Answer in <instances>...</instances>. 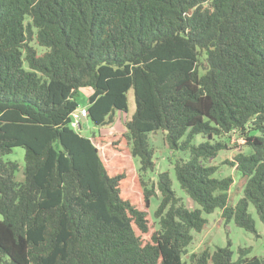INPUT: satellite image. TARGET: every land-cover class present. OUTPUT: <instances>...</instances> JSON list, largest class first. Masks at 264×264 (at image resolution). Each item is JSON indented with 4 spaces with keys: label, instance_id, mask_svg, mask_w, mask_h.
<instances>
[{
    "label": "trees",
    "instance_id": "trees-1",
    "mask_svg": "<svg viewBox=\"0 0 264 264\" xmlns=\"http://www.w3.org/2000/svg\"><path fill=\"white\" fill-rule=\"evenodd\" d=\"M86 88L98 127L128 112L133 89L114 147L139 160L145 206L158 196L144 177L162 131L169 149L189 152L173 169L197 208L159 172V229L143 237L149 214L123 194L135 180L105 164L102 136L72 126ZM233 133L250 148L229 162L244 179L236 204L233 178L206 164ZM15 147L23 167L2 158ZM250 206L264 223V0H0V264H264L247 248L183 259L203 213L255 232Z\"/></svg>",
    "mask_w": 264,
    "mask_h": 264
},
{
    "label": "rangeland",
    "instance_id": "rangeland-1",
    "mask_svg": "<svg viewBox=\"0 0 264 264\" xmlns=\"http://www.w3.org/2000/svg\"><path fill=\"white\" fill-rule=\"evenodd\" d=\"M41 50V49H40ZM90 91L88 88L83 89L77 95V101L79 104L78 112L83 107L88 105V95ZM128 112H117L114 116L113 122L108 125L98 127L92 123L90 119L82 121V125L74 127L79 130L84 136H102L103 141H96L99 148V153L105 164L109 168H117L120 164L123 166L126 173L131 179L136 182H131L128 187L123 190L124 196L131 197L135 202H138V206L148 212L149 220V232L143 234L145 239L155 230L159 229V220L154 218V212L157 209L160 202V192L157 187V174L162 171L169 170L172 180V188L176 192L177 196L182 198L183 202L189 209H195L198 207L197 203L189 197V195L181 188L174 173V163L179 157L187 159L189 152L172 151L168 148L165 141V134L162 131H158L150 139L151 145L155 149L156 168L153 172L145 173V180L150 187H153L158 196H154L151 200V206L148 209L144 204L143 192L137 189V181L141 171L139 169L140 163L136 158H132L128 151L118 150L114 147V141L117 140L125 130V123L131 118L135 111V100L133 89L128 92ZM202 135L196 136L194 143L198 144L205 141ZM228 142V149H224L212 160L206 161L207 165L217 166L215 176L218 178L231 176L233 183L229 190L230 203L236 204L238 199L243 195L244 179L242 174L233 166L229 164L234 159V156L243 150L245 153L250 152L249 147H244V140L233 133L230 138H225ZM214 142V141H211ZM3 160L5 162L13 161L17 162L20 166L25 164V149L22 147H15L12 152L4 155ZM171 159V160H170ZM114 170V169H113ZM17 177H22V172L17 173ZM149 210V211H148ZM249 211L255 220V232H249L238 226L234 220L227 221L222 217L220 209H216L212 213H203V216L207 219V223L201 232L194 233L193 242L187 247V254L183 257L184 260L189 262L188 257L193 253H199L204 249L214 251L216 247L228 248L233 252L234 259L239 255V248L249 249L248 256H263L264 255V223L260 219L259 215L255 211L253 206L249 207ZM137 233L140 234L139 230Z\"/></svg>",
    "mask_w": 264,
    "mask_h": 264
},
{
    "label": "built area",
    "instance_id": "built-area-1",
    "mask_svg": "<svg viewBox=\"0 0 264 264\" xmlns=\"http://www.w3.org/2000/svg\"><path fill=\"white\" fill-rule=\"evenodd\" d=\"M85 116H86V109L82 108L80 110V112L75 111L73 113V115H72V117H73L72 126L75 127V128L76 127H79L80 126V123H81V119L83 117H85Z\"/></svg>",
    "mask_w": 264,
    "mask_h": 264
},
{
    "label": "crops",
    "instance_id": "crops-1",
    "mask_svg": "<svg viewBox=\"0 0 264 264\" xmlns=\"http://www.w3.org/2000/svg\"><path fill=\"white\" fill-rule=\"evenodd\" d=\"M84 118H85V117L82 118V121H83Z\"/></svg>",
    "mask_w": 264,
    "mask_h": 264
},
{
    "label": "water",
    "instance_id": "water-1",
    "mask_svg": "<svg viewBox=\"0 0 264 264\" xmlns=\"http://www.w3.org/2000/svg\"><path fill=\"white\" fill-rule=\"evenodd\" d=\"M84 121L86 120V118L83 119Z\"/></svg>",
    "mask_w": 264,
    "mask_h": 264
}]
</instances>
